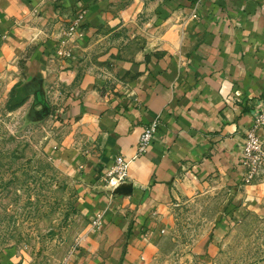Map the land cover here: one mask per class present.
Segmentation results:
<instances>
[{"label": "crops", "instance_id": "1", "mask_svg": "<svg viewBox=\"0 0 264 264\" xmlns=\"http://www.w3.org/2000/svg\"><path fill=\"white\" fill-rule=\"evenodd\" d=\"M79 15L83 36L60 59L56 40ZM2 70L36 118L59 100L64 124L51 153L77 187L81 223L68 231L76 243L63 264H146L176 202L215 185L239 203L264 192L244 186L240 165L264 108V0H0ZM235 92L241 102L229 101ZM117 156L130 166L112 194L104 180Z\"/></svg>", "mask_w": 264, "mask_h": 264}, {"label": "rangeland", "instance_id": "2", "mask_svg": "<svg viewBox=\"0 0 264 264\" xmlns=\"http://www.w3.org/2000/svg\"><path fill=\"white\" fill-rule=\"evenodd\" d=\"M79 18L83 36L84 18L79 15L60 31L56 55L64 33ZM10 81V75L0 71V264H63L76 243L68 231L81 223L77 187L63 176L51 153L64 124L59 100L54 99L56 110L46 104L49 114L40 120L28 101L15 99ZM242 96L235 92L229 101L238 97L241 102ZM263 115V107L256 109L242 155L251 131L264 143ZM242 155L244 186L259 184L264 190V165L254 181L247 182ZM254 199L239 203L228 189L215 185L203 198L176 202L172 227L162 234L146 264H264L262 189Z\"/></svg>", "mask_w": 264, "mask_h": 264}, {"label": "built area", "instance_id": "3", "mask_svg": "<svg viewBox=\"0 0 264 264\" xmlns=\"http://www.w3.org/2000/svg\"><path fill=\"white\" fill-rule=\"evenodd\" d=\"M81 19L75 20L67 32L64 33L65 39L61 41V44L57 49V56L62 59H69L72 57L76 42L82 37V32L80 30ZM237 101L239 98L237 97ZM264 118V115H263ZM259 125L261 124L260 120L257 121ZM159 121L155 120L145 128L142 133L139 144L137 147V157L144 156L147 154L148 149L150 148L154 137L159 129ZM253 129H256L258 126ZM252 129V130H253ZM247 147L242 155V164L247 169L246 181L252 182L257 176L259 170L264 165V143L256 138L253 131L247 135ZM130 160L123 156H117L114 160V164L110 171L107 173L104 186L109 189L112 194H115L116 189L125 184L128 180ZM101 223L99 220L93 223L94 229H99Z\"/></svg>", "mask_w": 264, "mask_h": 264}, {"label": "water", "instance_id": "4", "mask_svg": "<svg viewBox=\"0 0 264 264\" xmlns=\"http://www.w3.org/2000/svg\"><path fill=\"white\" fill-rule=\"evenodd\" d=\"M43 105V109L41 112L38 113L37 117L41 120L43 118H45L48 114H49V107L46 104H42ZM123 191V186L119 187L118 189H116L115 193H120Z\"/></svg>", "mask_w": 264, "mask_h": 264}]
</instances>
